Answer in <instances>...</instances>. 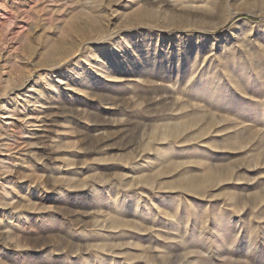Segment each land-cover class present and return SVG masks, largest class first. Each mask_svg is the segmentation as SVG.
<instances>
[{
	"label": "rangeland",
	"instance_id": "rangeland-1",
	"mask_svg": "<svg viewBox=\"0 0 264 264\" xmlns=\"http://www.w3.org/2000/svg\"><path fill=\"white\" fill-rule=\"evenodd\" d=\"M0 264H264V0H0Z\"/></svg>",
	"mask_w": 264,
	"mask_h": 264
},
{
	"label": "bare ground",
	"instance_id": "bare-ground-1",
	"mask_svg": "<svg viewBox=\"0 0 264 264\" xmlns=\"http://www.w3.org/2000/svg\"><path fill=\"white\" fill-rule=\"evenodd\" d=\"M208 7V6H207Z\"/></svg>",
	"mask_w": 264,
	"mask_h": 264
}]
</instances>
